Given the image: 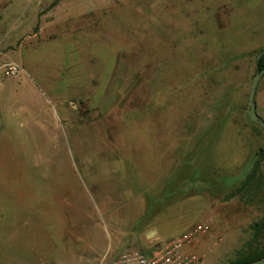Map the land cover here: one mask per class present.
<instances>
[{"label": "rangeland", "instance_id": "obj_1", "mask_svg": "<svg viewBox=\"0 0 264 264\" xmlns=\"http://www.w3.org/2000/svg\"><path fill=\"white\" fill-rule=\"evenodd\" d=\"M262 49L264 0H0V264H100L204 220L195 249L227 264L264 214L228 198L264 144ZM255 99L264 119V73Z\"/></svg>", "mask_w": 264, "mask_h": 264}, {"label": "built area", "instance_id": "obj_2", "mask_svg": "<svg viewBox=\"0 0 264 264\" xmlns=\"http://www.w3.org/2000/svg\"><path fill=\"white\" fill-rule=\"evenodd\" d=\"M5 67L12 74L20 69L15 63H7ZM208 230L209 222L204 220L170 238L149 237L147 248L124 249L112 259L101 260L100 264H203L205 255L195 246Z\"/></svg>", "mask_w": 264, "mask_h": 264}, {"label": "trees", "instance_id": "obj_3", "mask_svg": "<svg viewBox=\"0 0 264 264\" xmlns=\"http://www.w3.org/2000/svg\"><path fill=\"white\" fill-rule=\"evenodd\" d=\"M259 68L264 67V54L257 61ZM249 173L228 193V198L240 196L246 203L264 201V144L257 152ZM264 257V214L249 225V238L236 249L235 257L227 264H240Z\"/></svg>", "mask_w": 264, "mask_h": 264}, {"label": "water", "instance_id": "obj_4", "mask_svg": "<svg viewBox=\"0 0 264 264\" xmlns=\"http://www.w3.org/2000/svg\"><path fill=\"white\" fill-rule=\"evenodd\" d=\"M262 54H264V49L260 50L257 53L255 74L253 76L252 85H251V87H249L248 103H247L246 109H247V113L249 114L250 118L253 121L259 123L260 126L264 128V119L258 114V112L256 110L257 105H256V99H255L256 87H258L259 79H260L261 75L264 73V67L259 68V66L257 64V61L259 60V58L261 57ZM240 264H264V257H259L255 260L248 261L245 263L243 262Z\"/></svg>", "mask_w": 264, "mask_h": 264}, {"label": "crops", "instance_id": "obj_5", "mask_svg": "<svg viewBox=\"0 0 264 264\" xmlns=\"http://www.w3.org/2000/svg\"><path fill=\"white\" fill-rule=\"evenodd\" d=\"M92 52H93V51H92ZM92 52L89 53V58H90L91 60L94 59V53H92Z\"/></svg>", "mask_w": 264, "mask_h": 264}]
</instances>
